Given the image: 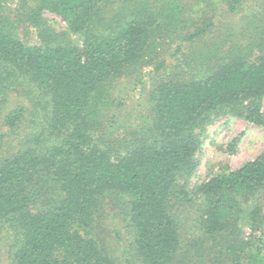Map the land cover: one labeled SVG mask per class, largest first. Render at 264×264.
Masks as SVG:
<instances>
[{
  "label": "trees",
  "instance_id": "obj_1",
  "mask_svg": "<svg viewBox=\"0 0 264 264\" xmlns=\"http://www.w3.org/2000/svg\"><path fill=\"white\" fill-rule=\"evenodd\" d=\"M101 2L0 0V240L14 264H130L132 248L133 261L146 264H264V204L237 220L242 200L264 193V152L188 186L214 114L264 124V0L237 33L212 19L219 4L233 14L246 0L188 8L123 0L105 14ZM44 11L59 14L81 45L65 41ZM32 29L36 43L25 40ZM162 49L191 69L212 54L216 61L206 76L209 66L160 79L145 110L120 119L119 79L146 63L159 71ZM106 205L133 231L119 255L94 227Z\"/></svg>",
  "mask_w": 264,
  "mask_h": 264
},
{
  "label": "rangeland",
  "instance_id": "obj_2",
  "mask_svg": "<svg viewBox=\"0 0 264 264\" xmlns=\"http://www.w3.org/2000/svg\"><path fill=\"white\" fill-rule=\"evenodd\" d=\"M123 1V0H122ZM121 0H102L100 3L101 13L105 14L106 12H116L121 5ZM151 4L158 6L161 4V0H148ZM181 4L187 8L192 5L193 0H181ZM214 1V0H212ZM218 1V0H215ZM258 0H246L244 3L243 9H240L235 13H226L224 6L219 4V13L215 18L212 19V23L219 25L225 30H234L235 33L239 29L240 25L245 19L246 16L250 14V11H255L257 8ZM258 4H260L258 2ZM264 5V4H263ZM254 6V7H252ZM252 7V8H251ZM132 9V7H129ZM251 8V10H250ZM122 10V9H120ZM125 10V14H128L130 11ZM44 16L48 19L52 27H54L60 34H63V39L69 41L72 44L81 45L79 36L77 33L71 31L68 28L65 20L57 13L51 11H44ZM247 14V15H246ZM219 17L221 20H215ZM241 19V20H239ZM225 21L224 24H222ZM207 23V21H206ZM206 23H204L206 25ZM237 23L239 25H237ZM30 36L25 39L30 43H36L37 38L35 35V29H32ZM248 40V38H247ZM243 39V42L247 41ZM165 44L163 45V47ZM228 46H226L227 48ZM162 58L165 60L163 67L157 71L153 72V67L151 63L147 65L144 64L142 72L136 74V76L131 77H121L117 83L120 91L114 90V95L117 98H121L123 103L119 108L115 110V113L120 119H124L126 113L134 114V111H144L145 107L143 102L147 97V91L150 86L155 85L160 79L164 77H184L191 78L192 74L203 71L208 66L210 70H204V75H209L215 64V57L212 54V58L208 62L203 64H194V68H190L192 65L181 64V61H176V56L170 54L167 49L161 50ZM211 55V53H210ZM209 55V56H210ZM180 65V66H179ZM199 65V66H198ZM182 66V67H181ZM197 67V68H196ZM200 74V73H199ZM201 75V74H200ZM141 80L140 84L137 80ZM143 86L144 91H139V88ZM117 89V88H116ZM121 92V93H120ZM11 98V97H10ZM13 98V96H12ZM261 112L264 116V97L261 99ZM126 120V118L124 119ZM204 131L199 135L200 145L195 151V156H197L198 165L195 168L194 174L189 177L188 186L189 188L197 183H202L209 180L214 175L220 173L226 169H236L241 166L244 162L253 160L258 157L261 153L264 152V124L259 125L252 122H249L244 117L233 116L227 114H219L210 119L209 122L204 126ZM6 128L1 127L0 134L5 133ZM122 130H120L121 132ZM197 132V130H196ZM246 196V195H245ZM39 201V200H38ZM241 204L243 205V212H241L240 218H238V224H242V220L245 217L247 208L250 205L256 206V204H264V193L263 191L256 194L255 196L248 197L246 201L242 200ZM114 208L106 205L103 213L97 217L95 229L100 232L103 243L105 244L106 252L113 251L114 255H119L121 247L130 245L133 238V231L131 228H125L124 224L121 226L118 217L114 215ZM125 223V222H124ZM114 224H117L120 230V235L118 238H114L111 229ZM192 225H194L192 223ZM245 233L250 232V228L247 225H243ZM185 231V238L191 239V231L188 229ZM256 237H258L259 232H255ZM190 237V238H189ZM7 240H0V264H14L12 260V254L10 249H8ZM134 249H130L125 253V257L130 259V264H146L144 262L133 261L135 258L133 256ZM211 262V260H208ZM216 261H214L215 263ZM245 259H242L239 263H244ZM181 263V262H180ZM179 263V264H180ZM124 264V263H122ZM210 264H213L211 262ZM227 264V263H226Z\"/></svg>",
  "mask_w": 264,
  "mask_h": 264
}]
</instances>
